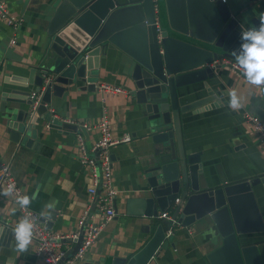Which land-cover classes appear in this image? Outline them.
I'll return each instance as SVG.
<instances>
[{"label":"crops","instance_id":"crops-1","mask_svg":"<svg viewBox=\"0 0 264 264\" xmlns=\"http://www.w3.org/2000/svg\"><path fill=\"white\" fill-rule=\"evenodd\" d=\"M1 1L8 13L20 18L22 24L16 42L10 44L13 31L0 18V159L10 164L12 176L24 195L31 197L37 194L28 207L39 215L42 226L53 234L70 235L77 230L87 208L90 220L101 221L98 200L104 194L99 185L95 187V194L89 192L94 188L93 177L90 168L80 162V151L75 142L76 129L53 128L36 114L33 120L27 118L35 126L29 132L33 133L28 136L30 139L16 143L9 133V125L16 121V110L11 104L3 105V94L12 89L28 90L29 94L36 91L33 84H27L25 88L18 85L24 83L21 80H26L30 69L41 62L51 43L48 24L60 0ZM221 2L245 28L255 27L253 23L259 21V16L264 13V0ZM105 61L99 62V69L93 77L94 88L80 90V85H74L62 97L52 96L47 109L52 108L57 115L52 120L54 124L66 123L65 119L96 124L105 116L112 138L125 135L129 138L109 149L111 181L117 190L116 214L104 225L84 255L72 264H111L114 258L130 257L144 246L155 229L154 226L147 231L145 226L151 220L141 214L142 209L137 204L131 203V200L137 201L144 196L140 161L150 151L151 144L143 143L141 136L145 130L139 126L137 111L131 104L132 85L126 74L130 60L126 53L112 48ZM211 64L208 66L212 67ZM213 74L211 79L178 89L179 105L205 98L209 93L215 96L213 102L180 114L184 146L188 153L200 154L201 161L216 181L220 177L228 183L262 178L253 187V192L264 220V143L244 120L246 113H252L264 124V86L250 84L241 71L227 67L218 66ZM99 84L122 87L125 92L100 91ZM229 89H234L240 98L238 110L228 106ZM22 107L28 113L31 110V106ZM78 129L92 156L91 146L98 140L99 130ZM48 203L55 205L51 221L41 215L48 213ZM13 209L17 207L10 196L0 199V227L9 228L1 224V220L15 224L18 211L13 212ZM46 222H50L51 228H46ZM213 227L207 219L188 227L174 224L173 234L166 238L149 264H210L207 254L221 244V238L213 232ZM239 239L245 245L256 244L264 264V232L241 235ZM62 243L71 255L75 243L68 239ZM13 244V233L0 238V264H42L35 256L33 241L25 254L15 252Z\"/></svg>","mask_w":264,"mask_h":264},{"label":"water","instance_id":"water-1","mask_svg":"<svg viewBox=\"0 0 264 264\" xmlns=\"http://www.w3.org/2000/svg\"><path fill=\"white\" fill-rule=\"evenodd\" d=\"M253 25L258 27L259 21ZM242 27L221 0L58 2L48 24L51 43L19 88L33 84L36 91L43 89L36 112L49 121L47 109L52 96L62 97L74 85H80V90L94 88L99 62H106L112 48L119 49L130 60L126 74L132 85L136 119L145 130L143 143L151 144L140 161L144 196L131 203L151 220L145 226L147 231L155 229L132 256L114 258L111 264H149L167 240L165 229L171 220L159 218L167 210L182 226L202 219L212 223L221 244L207 254L210 264H262L258 246L242 244L239 239L241 235L264 232L253 192L262 178L228 183L220 177L216 181L200 154L187 152L180 120V114L213 102L215 96L209 93L179 105L178 89L213 78L218 66L210 67L209 63L224 57L235 60L230 52L240 48ZM29 95L23 89L3 94V105L11 104L16 110V121L9 125L16 143L28 141L33 134L29 132L35 128L22 107L32 106ZM49 126L76 129L67 123L50 122ZM4 228V235H12L11 229ZM46 228H51L50 222H46ZM81 241L82 234L73 241L72 254Z\"/></svg>","mask_w":264,"mask_h":264},{"label":"built area","instance_id":"built-area-1","mask_svg":"<svg viewBox=\"0 0 264 264\" xmlns=\"http://www.w3.org/2000/svg\"><path fill=\"white\" fill-rule=\"evenodd\" d=\"M0 18L5 20L7 25L12 29L13 33L10 38V44H14L17 40V32L22 24V20L18 17H14L8 13L6 5L0 0ZM217 65L222 67L230 68L234 71H240L236 66V61L231 58H221L220 60L212 63L211 66ZM98 89L100 91H110L115 93L125 92L122 87L112 86L109 84H99ZM40 91H32L29 98L32 100L33 104L29 112L30 120L36 116V108L40 102ZM51 112V119L47 121V125L52 122L57 115L52 108L49 109ZM53 117V118H52ZM244 120L247 125L259 136L260 142L264 143V124L263 122L254 114L246 113L244 115ZM64 122L74 125L75 130V142L78 150L80 151V162L84 166H88L91 170L93 177L94 188L89 190L90 193L95 194L98 185L104 190V194L100 196L98 200V210L101 214V221L95 222L89 218V208L86 209L84 214L81 216L78 222V228L70 235L53 234L46 230L40 220L39 215L31 210L29 207L27 209L20 210L19 206L15 203V196L17 194L24 195L20 185L12 176L10 170V164L4 162L0 159V185L6 188L10 183H14L16 186V192L11 195V201L16 205L18 211V219L24 216L26 213L31 214L34 220V235L32 241L35 244V256L42 264H72L74 260L81 258L84 253L88 250L90 245L96 240V238L101 233L104 225L114 218L115 212V201L117 198V190L113 187L111 181V158L109 149L113 145L126 142L129 138L128 136H121L119 138H112L110 136V130L108 122L105 116H102L96 124H88L86 122H76L70 119H65ZM79 127L84 129V131H90L93 128L99 130L98 140L91 146V152L94 154L89 155L88 150L85 146L83 136L79 131ZM3 196H0V199ZM159 218H165L171 220V225L165 229V238L170 237L174 232L175 220L171 219V215L168 211H165L159 215ZM1 224L12 228L15 224L10 223L6 220H1ZM82 234V241L79 248L71 255L67 253V248L63 246L64 240H77Z\"/></svg>","mask_w":264,"mask_h":264},{"label":"clouds","instance_id":"clouds-1","mask_svg":"<svg viewBox=\"0 0 264 264\" xmlns=\"http://www.w3.org/2000/svg\"><path fill=\"white\" fill-rule=\"evenodd\" d=\"M241 45L238 50H232L230 54L235 58L236 66L243 73L246 80L255 86H264V13L259 16L258 27H242ZM228 106L233 110L241 107V101L234 89L227 92ZM16 192L14 183H10L6 188L0 185V196L8 197ZM37 194L31 197L17 194L15 203L20 210L27 209ZM46 208L48 213H41L42 217L52 220L51 213L55 210V205L48 203ZM17 209H13L15 212ZM34 220L31 214L26 213L11 228L14 238L13 250L19 254H25L29 250L34 235ZM5 228L0 227V238H3Z\"/></svg>","mask_w":264,"mask_h":264}]
</instances>
